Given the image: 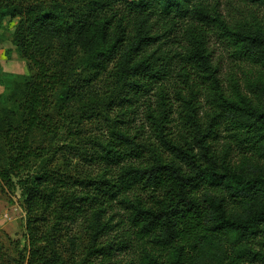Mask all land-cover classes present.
Listing matches in <instances>:
<instances>
[{
    "label": "trees",
    "instance_id": "trees-1",
    "mask_svg": "<svg viewBox=\"0 0 264 264\" xmlns=\"http://www.w3.org/2000/svg\"><path fill=\"white\" fill-rule=\"evenodd\" d=\"M232 1L0 0L17 264H264V0Z\"/></svg>",
    "mask_w": 264,
    "mask_h": 264
},
{
    "label": "rangeland",
    "instance_id": "rangeland-1",
    "mask_svg": "<svg viewBox=\"0 0 264 264\" xmlns=\"http://www.w3.org/2000/svg\"><path fill=\"white\" fill-rule=\"evenodd\" d=\"M212 1L214 3L216 1L219 2L217 4L218 9L228 16L231 23H238L243 20V17L240 16L243 8H240L241 6L238 2L232 0ZM246 14L247 10L244 15ZM15 27L16 21L6 19L0 29V66L3 73L27 75V65L21 60L12 45V35ZM218 54L220 56L224 55L223 58H225L226 54L222 47H220ZM222 67L225 85H227L233 65L225 61L222 63ZM233 72L236 73L235 71ZM239 77L242 79L243 75L239 73ZM2 93H5V89L0 85V94ZM203 104H205L206 108L208 107L205 101H203ZM142 123H145V127L148 126L145 118H142V121L137 124ZM175 128L178 129L177 127ZM148 134H150L149 129L144 135L147 136ZM22 201L23 198L19 190L12 191L4 185H0V264H17L20 257L26 253L25 250L28 245L25 230L26 215L21 206Z\"/></svg>",
    "mask_w": 264,
    "mask_h": 264
}]
</instances>
